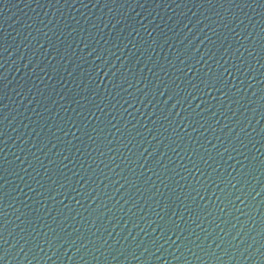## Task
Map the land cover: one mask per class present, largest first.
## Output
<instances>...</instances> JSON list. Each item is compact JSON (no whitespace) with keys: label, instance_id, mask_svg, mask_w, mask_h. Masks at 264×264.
<instances>
[{"label":"water","instance_id":"water-1","mask_svg":"<svg viewBox=\"0 0 264 264\" xmlns=\"http://www.w3.org/2000/svg\"><path fill=\"white\" fill-rule=\"evenodd\" d=\"M0 264H264V0H0Z\"/></svg>","mask_w":264,"mask_h":264}]
</instances>
